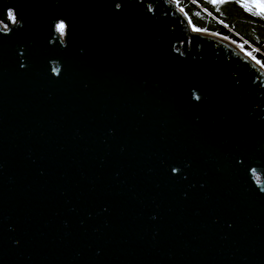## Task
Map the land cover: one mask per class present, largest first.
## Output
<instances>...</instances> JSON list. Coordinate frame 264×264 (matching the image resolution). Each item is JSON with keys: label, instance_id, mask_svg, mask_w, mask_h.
Returning <instances> with one entry per match:
<instances>
[{"label": "water", "instance_id": "95a60500", "mask_svg": "<svg viewBox=\"0 0 264 264\" xmlns=\"http://www.w3.org/2000/svg\"><path fill=\"white\" fill-rule=\"evenodd\" d=\"M190 24L0 0V264H264V67Z\"/></svg>", "mask_w": 264, "mask_h": 264}, {"label": "trees", "instance_id": "16d2710c", "mask_svg": "<svg viewBox=\"0 0 264 264\" xmlns=\"http://www.w3.org/2000/svg\"><path fill=\"white\" fill-rule=\"evenodd\" d=\"M194 28L219 34L264 65V11L252 0H175Z\"/></svg>", "mask_w": 264, "mask_h": 264}, {"label": "rangeland", "instance_id": "374dc122", "mask_svg": "<svg viewBox=\"0 0 264 264\" xmlns=\"http://www.w3.org/2000/svg\"><path fill=\"white\" fill-rule=\"evenodd\" d=\"M252 2L253 3H256L257 5H260L262 8H264V0H252ZM263 11H264V9H263ZM217 35H219V34H217ZM219 36H221V35H219ZM222 37H224V36H222ZM226 37H224V39H225ZM226 40H228L229 42H232L233 44H235L237 47H238V49H241L248 57H250L251 59H255L254 57H253V55L251 54V52L250 51H248V50H246V49H244L243 47H242V45H241V43L240 42H233V41H231L230 39H228V38H226Z\"/></svg>", "mask_w": 264, "mask_h": 264}, {"label": "snow or ice", "instance_id": "6c2138e0", "mask_svg": "<svg viewBox=\"0 0 264 264\" xmlns=\"http://www.w3.org/2000/svg\"><path fill=\"white\" fill-rule=\"evenodd\" d=\"M8 16H9L10 18H12L13 22L16 21V17L13 16L11 13H9ZM57 29H58L59 31L63 32L64 29H65V24H64L63 22L57 24ZM262 67H264V65H262ZM173 170H175V168H173ZM253 172H254V175H255V174H256V170L253 169ZM256 178H257L258 180L260 179V177H256Z\"/></svg>", "mask_w": 264, "mask_h": 264}, {"label": "clouds", "instance_id": "9594fccd", "mask_svg": "<svg viewBox=\"0 0 264 264\" xmlns=\"http://www.w3.org/2000/svg\"><path fill=\"white\" fill-rule=\"evenodd\" d=\"M9 13H11L13 16H15V10H14V9H12V8L7 9V15H8ZM20 26H22V23H21ZM57 75H59V73H57ZM253 175H254V172H253ZM260 190H261L262 192H264V182H261Z\"/></svg>", "mask_w": 264, "mask_h": 264}, {"label": "bare ground", "instance_id": "6f19581e", "mask_svg": "<svg viewBox=\"0 0 264 264\" xmlns=\"http://www.w3.org/2000/svg\"><path fill=\"white\" fill-rule=\"evenodd\" d=\"M190 29H192V30H197V31H201V29H197V28H194L191 24H190ZM210 33H212V32H210ZM213 35H216V34H213ZM218 36V35H217ZM218 37H220V36H218ZM222 38V37H221ZM226 40V39H225ZM228 41V40H227ZM229 42V41H228ZM231 43V42H230ZM233 44V43H232ZM237 47V46H236ZM238 48V47H237ZM250 58V57H249Z\"/></svg>", "mask_w": 264, "mask_h": 264}, {"label": "flooded vegetation", "instance_id": "af4514ba", "mask_svg": "<svg viewBox=\"0 0 264 264\" xmlns=\"http://www.w3.org/2000/svg\"><path fill=\"white\" fill-rule=\"evenodd\" d=\"M254 4V6L256 7V8H258V9H261V10H263L264 8H262L260 5H257L256 3H253Z\"/></svg>", "mask_w": 264, "mask_h": 264}]
</instances>
